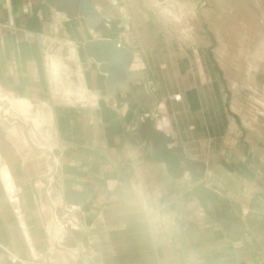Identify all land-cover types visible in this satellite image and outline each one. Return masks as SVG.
Segmentation results:
<instances>
[{"label": "crops", "instance_id": "crops-1", "mask_svg": "<svg viewBox=\"0 0 264 264\" xmlns=\"http://www.w3.org/2000/svg\"><path fill=\"white\" fill-rule=\"evenodd\" d=\"M144 1L135 0L131 5L135 19L136 10L140 12L138 28H134L131 16L127 19V26L124 25L126 35L145 33V42L131 44L127 41L129 46L119 42L133 52L129 71L143 72L145 81L141 75L138 80L109 91L106 75L98 71V66H94V61L83 51L85 41L99 37L91 38L92 31L88 33L87 28L81 29L82 24L77 27L81 17L67 20L47 0H0V76L4 87L11 82L6 70L12 57L17 60L19 73L17 90L14 88L15 91L10 92L0 86V95L15 102L13 108L5 100L7 103L2 110L7 109L5 112L19 123L5 137L0 135V245L11 250L16 257H29L23 233L13 214L16 204L30 242L43 257L39 264H85L83 260L90 264H128L129 261L133 264H167V232L171 230L178 237L179 231L193 227L191 244H195L199 227L204 224L225 227L223 238L227 235L231 241H249L252 247L253 242H259L251 227L254 225L252 221L263 219L264 191H253L248 187L247 175L227 165H231L230 161L239 165L242 161H254L253 151L248 156L246 154L247 123L242 120L237 124L232 120L230 133L222 139L218 155L212 153L213 140L210 137L206 140L205 136L209 129L215 128L206 121V113L210 115L212 112H205L201 107L203 127L192 123L185 131L176 115L178 102L167 101L159 81L147 79V73L142 70L143 66L155 64L146 48L154 42L153 32L159 30L147 19L154 13L141 8L145 7ZM167 1L182 3L195 11L192 13L188 9L183 15L185 22L176 23L172 29L161 23L166 41L157 48L177 50L183 43L173 39L170 32L176 34L185 23L189 30L190 26L198 27L200 17L207 20L201 12L203 9L198 10L199 0H165V4ZM207 1L210 5L223 2L225 17L232 18L234 12L235 17L243 19L242 13L249 8L247 0ZM263 2L253 0V7L259 8ZM111 6L124 23L119 9ZM213 16L216 14L212 10L208 14L209 22H213ZM145 23H149V29L143 26ZM151 25L154 28L152 33L149 32ZM230 31L231 26L225 32ZM256 32L260 33L258 29ZM79 40H82L80 48ZM200 46L197 42V46L192 47L198 50ZM257 48L263 49L264 46ZM194 59L201 67L198 51H195ZM148 81L154 86V93L148 91ZM137 84L138 91H135L133 87ZM155 99L160 102L158 109L162 114L158 125L175 138L177 148L168 149L164 139L158 144L157 136L152 140L150 136L142 137L137 128L142 125L135 122L136 118L154 108ZM42 113L48 115L45 121L40 118ZM82 114L90 117H82ZM165 118L168 127L164 124ZM2 123L0 121V125ZM23 128L31 130L32 140L34 138L41 149L35 154L28 152L26 158L22 153L27 151L22 149L26 146ZM150 131L151 134L157 133L155 127ZM73 140L84 149L96 148L84 156L85 161L102 163L96 164V181L81 179L87 182L86 189L76 183L73 186V172L65 164H60L68 157L62 145ZM10 146L16 153H6ZM104 148L108 152L103 153ZM46 151L50 152L49 157ZM90 184L94 187L88 191ZM15 188L19 195H15L16 202H13L9 193ZM84 192L91 196L84 197ZM72 197L89 201V208L93 210L91 219L81 223L82 233L75 246L48 247L45 231L50 214L63 215L62 200ZM220 204L224 205L223 214L216 211ZM206 236L209 240L216 237ZM182 257L180 255V259ZM1 264L19 263L3 261Z\"/></svg>", "mask_w": 264, "mask_h": 264}, {"label": "rangeland", "instance_id": "rangeland-1", "mask_svg": "<svg viewBox=\"0 0 264 264\" xmlns=\"http://www.w3.org/2000/svg\"><path fill=\"white\" fill-rule=\"evenodd\" d=\"M94 1L99 7H101L100 15L103 18L105 17L106 20H104V22L106 26L103 27V31L101 33L91 30V38L114 37L121 41L123 45L129 46L124 39L126 35L125 25H127V23L124 20L123 23L121 18L115 15L116 12H114L111 6V4L115 5L119 9L123 19V12L125 10L123 0H111V2H109V0ZM131 1L135 2V0ZM146 1L147 2L144 1L145 3L143 4L145 7L141 8L144 11L147 9L149 11L147 13L155 14V10L150 6L153 5L152 2L155 1ZM156 1L162 5L165 4V0ZM199 1L198 10L205 9L207 6H210V10L212 9L216 14L215 17L213 16L214 23L207 20L209 22L208 23L200 17L201 24H199L198 27L195 25L190 26L189 30L186 23L182 27H179L186 29L189 37L187 39H179V41L183 44H181L182 48L177 50L170 47L164 50L158 49V46L165 44L166 33L163 30H155L153 32L154 28H152L153 26L151 25L149 32H153L154 42L150 43L146 50L150 51V58H152L155 64L143 66L142 70L145 74L147 73V79H156L159 81L160 87L164 90V93L167 96V101L178 102L176 115L178 121L185 127V131H187L186 129H188L192 123L200 124V126L203 127L202 125L204 124V120L201 113V107L204 108L205 112H212L210 115L206 113V121L210 127L215 128L214 130L212 128L209 129V134L207 133L205 136L206 140H208L207 137H210L213 140L214 143L212 153H215L216 155L220 152L222 139L227 135V133H230L229 131L232 120H234L237 124L244 120L248 127L247 136L244 137L245 143L248 144L246 147V154L248 156L250 152L253 151V154H255L254 161H242L240 165L230 161L231 165L230 163H227V165L231 166L235 171H243L242 173L247 175L248 187H250L253 191H264V56L260 60L261 65L258 67V71L255 69V65L252 64V52L260 43H264V2L258 8L253 7V0L245 1L249 8L247 11L242 13L244 15L243 19L246 23H244V25L240 28L249 32L246 31V33L244 32L243 34H239L238 37H243L244 41L247 40L246 42L250 45L248 49L234 50L229 49L231 42H229L230 40L228 39L230 37L232 38L231 40L234 41L233 37L237 36V34H215V32H213L216 29V26L220 30L230 29L229 25H224V22L227 19L223 8L224 3L217 2L210 5V2L208 4L207 0ZM48 4L54 8L52 2H48ZM139 4L142 5V2H139ZM212 10L209 12L212 13ZM77 17L80 18V16ZM82 19L83 18L78 20L77 27H79L82 23L86 26ZM181 21H184V19ZM220 21H223V23ZM84 26H81L80 28L83 29ZM81 29L80 31L82 32ZM257 29L260 33L256 32ZM78 42L80 48L82 40H79ZM197 42H199L201 46L198 50H194L193 47L197 46ZM202 47L204 49H202ZM195 51H198L199 59L202 64L201 67L195 64ZM228 52H231L233 56H235V54H237L238 57L246 56V59L241 64H237V61L235 60L231 64L226 59V57L229 56L227 54ZM239 52H241V54H238ZM93 63L94 66L97 65L95 62ZM6 72L8 77L11 78V82H9L10 85L4 87V82L0 76V86L7 91H15L14 88L19 86V73L15 57L10 59ZM246 72L247 74L248 72L250 73L248 74L250 76L247 77V79L245 76ZM235 79L244 80V89L241 92L240 90H237V86H234L233 82ZM140 85L143 87L142 81L140 82ZM138 87L139 84L133 87V89L138 91ZM179 94L182 95V98ZM181 99L183 100V103L181 102ZM5 100L9 101L13 108L15 105L13 100L7 99L4 95H0V121L3 122L2 125H0V135L4 137L9 130H12L13 127H17L19 125L18 121L14 119L11 114L5 112L7 109L2 110L4 103H7ZM138 100L140 101L137 97V101ZM153 101L157 102L156 106L152 109H147V112L145 113H141L139 115V119L142 117L141 120L136 118L135 122H139V125H142L137 126L141 136H150L151 140L155 139L157 136L159 140L157 138L155 140H157L158 144H160L161 140L164 139L165 142H167L166 147L168 149L177 148L178 145L175 142V138L168 135L165 130L158 125V121L161 119L162 115L158 109L160 102H158V99ZM235 105H238V107L241 108L232 109ZM82 117L89 118L90 115L82 114ZM152 127H155L158 134L153 132V134H151L150 128L152 130ZM22 134L25 138L26 145L25 147H22V149H27L26 152H22L23 154H26L24 157H27L28 152L34 154L35 152L39 153L41 151V149H39L40 145L35 143L34 138L32 140L31 130L29 128H23ZM237 137H240V133H237ZM76 143L77 142H74L73 140V142H66L62 145V149L68 157L65 162L60 161V164H65L70 168V172H73V174L71 173V175H73V186L76 184L82 185L83 189H86L85 187H87V182L81 181V179H88L91 182L96 181L95 167L96 164L99 165L102 163H96L90 160L85 161L83 159L84 156L88 153H92L96 150V148L92 149L91 147H88V149H84ZM162 143L163 142H161V144ZM6 149L7 154L12 155L16 153L11 146ZM97 149L99 150V148ZM105 152H108V150L104 148L103 153ZM46 154L49 157L50 152L46 151ZM51 161L52 164L55 165L53 157L51 158ZM238 166H240L241 169H239ZM91 184L87 188L88 191H91L92 187H94ZM88 196H91V194H84V197ZM9 197H11L10 193ZM85 200L75 197H72L71 199H64L61 203V210L64 211V214H61L60 216L55 212L50 214V223L45 231V240L48 247L62 249L67 245L73 247L75 244L79 243L80 234L82 233L81 231L83 228L81 223L90 220L92 216L91 214L93 213V210L89 208V201ZM16 205L17 207L15 206L14 209H17L18 214L16 215L19 219L20 217L22 218V215L19 211L18 204ZM218 206L219 207L216 210L217 213L223 214L224 205L220 204ZM14 209L13 214L16 219ZM201 216L203 215L201 214ZM54 218H58L60 220V223L58 222L57 226L52 224ZM22 222L24 223L23 218ZM252 222L254 225L251 228L254 233H256L259 240L257 243L252 241L253 247L250 245L249 241H245L243 243L240 241H231L227 235L223 238V233H226L225 229H223L225 227L223 226H218L220 230L217 229L216 231H211L212 228L216 229L217 225L215 224L211 226H208L207 224H204L205 226L201 225L198 230L199 237L198 240H196L197 243L195 242V244H191L194 240V237H192L193 227H187L179 231L178 237L174 235L175 233H171L170 230L167 232V264H264V214L263 219L258 218ZM17 223L21 229L19 221H17ZM26 232L30 239L27 227ZM212 233L217 235H213ZM207 234H210V237H216L209 240L206 236ZM218 235L222 238H219ZM23 239L25 240V237ZM51 240L53 241L52 243ZM25 243L29 257L27 259L21 257L18 258L27 264H39L43 262V257L37 252V250H35V244L30 242L32 249L31 252L26 240ZM69 249L73 250V248ZM254 251L259 255L255 254ZM11 254L13 256V252L11 250L4 245H0V264L3 263V261L10 262ZM180 255H183L181 259ZM19 264H22V262H19ZM128 264L133 263L132 261H129Z\"/></svg>", "mask_w": 264, "mask_h": 264}, {"label": "bare ground", "instance_id": "bare-ground-1", "mask_svg": "<svg viewBox=\"0 0 264 264\" xmlns=\"http://www.w3.org/2000/svg\"><path fill=\"white\" fill-rule=\"evenodd\" d=\"M135 2H133V1H131V0H123V6L125 7V10H124V16H123V20L127 23V19H129V17L131 16V18L133 19V23H134V28L135 29H137L138 28V26H139V24H140V12L138 11V10H136L137 12H136V16L135 17H137L136 19L133 17L134 16V13H133V9L131 8V5H133ZM153 3V5H150L151 6V8L152 9H154L155 10V14L151 17V16H149L147 19L150 21V22H153V23H155L156 24V27H157V29L159 28V30H161L162 29V27H161V23L163 24V25H165L167 28H169V29H172V28H174V25H176V23H179L181 20H183V18H185L183 15L185 14V13H187L188 12V7H187V5H184V4H182V3H174V2H166V4H160V3H158V1H155V2H152ZM188 4V3H187ZM97 8V10L100 12V8H99V6H97L96 7ZM189 11L190 12H194L195 13V11H193V10H190L189 9ZM209 11H211L210 10V8L209 7H207L205 10L203 9V10H201V12H203V16H204V18L206 19V20H210V17H208V14H209ZM145 12H149L147 9H146V11ZM197 13V12H196ZM142 16H144L143 14H141ZM235 16H237V14L236 13H234V12H232V18L231 17H226L227 19H226V21L224 22V25L226 24V25H229L230 24V26H231V31L230 32H228V33H232V35L233 34H237V36H235V37H233L234 38V41L233 40H231L232 38H230L229 37V39L228 40H230L229 42H231L230 43V47H229V49H248L249 48V43L248 42H246V41H244V38L243 37H238V35L239 34H243L244 32L246 33V31L247 30H243V29H241L240 27L242 26V25H244V23H246V21H244V19H242V17H235ZM145 17V16H144ZM195 17V16H194ZM145 19H146V17H145ZM231 20H232V22H231ZM83 21H84V19H83ZM220 22H222L223 23V21H220ZM231 22V23H230ZM212 23H214V22H212ZM83 24V23H82ZM212 25V24H211ZM83 26H84V24H83ZM127 26V25H126ZM143 26H145V27H147V29H149V23H145V25H143ZM216 26V25H215ZM85 28H86V26H84ZM214 28V27H213ZM88 29V28H87ZM131 29V28H130ZM215 29V28H214ZM88 33H90V29H88ZM226 30H220L219 28H217V26H216V29L213 31V32H215V34H222V33H225L226 34V32H225ZM133 32V30L131 31V33ZM247 32H249V31H247ZM171 34V36L173 37V39H177L178 41H179V39H187L188 37H189V35H188V33H187V31H186V29H184V28H179V30H178V32L175 34V33H172V32H170ZM86 34V33H85ZM167 34H169V33H167ZM73 35V34H72ZM138 36H136V35H133V33L131 34V35H126L125 36V40H126V42L127 41H129L131 44H135V43H139V42H141L142 44L145 42L144 41V39H145V37H144V35H145V33H143V32H141V33H138L137 34ZM227 41V40H226ZM120 43V42H119ZM260 45H263L264 46V43L263 44H259L258 45V47H260ZM232 51V50H231ZM241 51V50H240ZM229 56H227L226 57V59L232 64V62H234V60L235 61H237L236 63L237 64H241L242 62H244L245 61V59H246V56H241V57H238L237 56V54H235V56H233L232 55V53L230 52H228L227 53ZM238 54H241V52H239ZM263 56H264V50L263 49H255L253 52H252V64L253 65H255V69L258 71V67L261 65V62H260V60L263 58ZM225 58V57H224ZM227 61V62H228ZM263 62V61H262ZM255 70V71H256ZM130 72H132V71H130ZM133 73H135V74H133L132 75V77H131V80L132 81H135V80H138L139 78H140V76H141V73H138L137 71H133ZM36 74V73H35ZM248 74H250L249 72H248ZM247 74V72H246V74H245V76H246V79H247V77H249L250 75H248ZM147 77V76H146ZM234 83V86H237V90H240V92L244 89V80H241V79H239V80H236L235 79V81L233 82ZM126 85V84H125ZM119 87V86H118ZM121 88H122V86H120ZM119 87V88H120ZM147 89H148V91L149 92H155V88H154V86H152V84L148 81L147 82ZM239 97L241 98V96L239 95ZM240 98H238V99H240ZM257 101V100H256ZM91 105V104H90ZM235 108H241V107H238V105H235V107L233 108L232 107V109H235ZM79 110V109H78ZM162 110H164L163 108H162ZM257 111H259V110H257ZM43 114V113H42ZM41 115V114H40ZM40 118L42 119V121H45L46 119H48V115L47 114H43V115H41L40 116ZM39 118V119H40ZM164 124L166 125V127H168V121H167V119L165 118L164 120ZM168 130V132H170L169 131V129H167ZM19 193V191H17L16 190V188L15 189H13L12 191H11V200L13 201V202H16V199H15V195H19L18 194ZM243 210V209H242ZM244 211H245V209H244ZM246 213V212H245ZM158 216V215H157ZM155 217V216H154ZM155 219V218H154ZM54 221H52V224L54 225V226H57V223L59 222L60 223V220L58 219V218H54L53 219ZM19 224H20V227H23L24 228V237H25V240H26V242L28 243V244H30V239H29V237H28V234H27V232H26V227H25V225H24V223L22 222V220L20 219V221H19ZM216 229H220L218 226L216 227ZM51 237V236H50ZM53 241L51 240V243H52ZM32 250V249H31ZM13 258H17L15 255H13L12 256ZM18 259V258H17ZM20 262H22V264H26L25 262H23V261H20Z\"/></svg>", "mask_w": 264, "mask_h": 264}, {"label": "water", "instance_id": "water-1", "mask_svg": "<svg viewBox=\"0 0 264 264\" xmlns=\"http://www.w3.org/2000/svg\"><path fill=\"white\" fill-rule=\"evenodd\" d=\"M52 2L54 10L65 15L67 20H73L77 16L84 19V23L90 30L98 33L103 31L104 18L97 11L90 0H47ZM83 51L97 64L98 71L106 75V86L109 91L118 86L128 85L131 82L133 72L129 67L133 60V52L120 45L118 39L96 38L83 43ZM141 75L145 81L144 73ZM79 253V252H78ZM85 264H90L83 260Z\"/></svg>", "mask_w": 264, "mask_h": 264}, {"label": "built area", "instance_id": "built-area-1", "mask_svg": "<svg viewBox=\"0 0 264 264\" xmlns=\"http://www.w3.org/2000/svg\"><path fill=\"white\" fill-rule=\"evenodd\" d=\"M14 213H15V215L16 214H18V211H17V209H14ZM20 215V214H19ZM16 219H17V221H20V219L22 220V218L20 217L19 219H18V217H17V215H16ZM21 230H22V233H23V230H24V228L23 227H21ZM28 245V247H29V250L31 251V244H27ZM32 252V251H31ZM18 258V257H17ZM17 258H13L12 257V254L10 255V261L12 262V263H19L20 261H23V260H21V259H17ZM21 263V262H20Z\"/></svg>", "mask_w": 264, "mask_h": 264}]
</instances>
